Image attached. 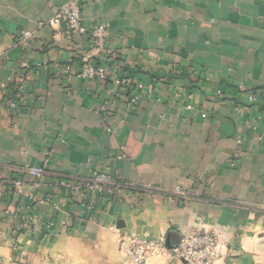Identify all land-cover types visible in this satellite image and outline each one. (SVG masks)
I'll return each instance as SVG.
<instances>
[{
  "label": "crops",
  "instance_id": "obj_1",
  "mask_svg": "<svg viewBox=\"0 0 264 264\" xmlns=\"http://www.w3.org/2000/svg\"><path fill=\"white\" fill-rule=\"evenodd\" d=\"M70 1L0 0V262L129 264L121 234L199 229L213 264H264V0H79L86 27L107 25L100 51L45 24ZM86 61L107 78H82ZM93 173L128 187H58Z\"/></svg>",
  "mask_w": 264,
  "mask_h": 264
},
{
  "label": "built area",
  "instance_id": "obj_2",
  "mask_svg": "<svg viewBox=\"0 0 264 264\" xmlns=\"http://www.w3.org/2000/svg\"><path fill=\"white\" fill-rule=\"evenodd\" d=\"M63 23L67 31L71 34L88 35L96 48L104 50L107 41V25L102 22H97L86 27L82 23V12L79 0H72L69 3L60 6L53 16L45 21V24L54 26ZM40 25L43 22L39 23ZM30 32L22 31L20 39L29 37ZM118 68L117 64H114ZM108 68L99 64H94L89 61L82 65L80 76L89 80H105L108 75ZM21 78H18L12 87L8 89L7 104L10 108H16L22 96V89L18 84ZM116 83L120 84L121 80L116 79ZM138 90L144 89V84L137 83ZM151 85L147 87L150 91ZM253 99V95L249 96ZM137 96H132L131 102H135ZM191 108V105H187ZM257 141L260 143L261 149L264 150V136L258 135ZM49 152L46 153L48 156ZM48 159H45L47 163ZM25 170L33 175L39 176L43 169L42 167H25ZM21 182L17 181L16 186ZM58 187L71 188L80 194L95 193L99 196H110L121 189L128 187V184L122 181H111L104 173H93L90 177L71 181L65 177L58 180ZM189 193L178 191L177 195L183 199L189 197ZM30 202L25 206L27 212L33 210L35 200L29 196ZM57 207L54 206V209ZM26 226V224H24ZM113 229V228H112ZM120 249L124 257L129 261V264H143L150 256H167L177 263L181 264H213L218 257V245L214 233L207 230L195 229L182 236L179 241L167 247L163 240L155 241L146 236L124 233L119 238Z\"/></svg>",
  "mask_w": 264,
  "mask_h": 264
},
{
  "label": "water",
  "instance_id": "obj_3",
  "mask_svg": "<svg viewBox=\"0 0 264 264\" xmlns=\"http://www.w3.org/2000/svg\"><path fill=\"white\" fill-rule=\"evenodd\" d=\"M118 227H121V225L118 224ZM165 244H166L167 247H171L172 246V243H171V240H170V235H167L166 240H165Z\"/></svg>",
  "mask_w": 264,
  "mask_h": 264
},
{
  "label": "rangeland",
  "instance_id": "obj_4",
  "mask_svg": "<svg viewBox=\"0 0 264 264\" xmlns=\"http://www.w3.org/2000/svg\"><path fill=\"white\" fill-rule=\"evenodd\" d=\"M0 264H12V263L9 261V262H7V263H1V262H0Z\"/></svg>",
  "mask_w": 264,
  "mask_h": 264
}]
</instances>
